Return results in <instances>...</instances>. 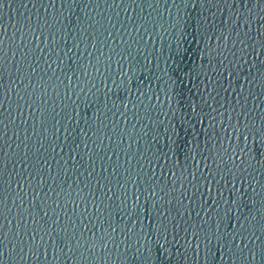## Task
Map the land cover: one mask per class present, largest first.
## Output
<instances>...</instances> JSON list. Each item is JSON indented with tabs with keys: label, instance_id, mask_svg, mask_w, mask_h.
I'll list each match as a JSON object with an SVG mask.
<instances>
[{
	"label": "water",
	"instance_id": "95a60500",
	"mask_svg": "<svg viewBox=\"0 0 264 264\" xmlns=\"http://www.w3.org/2000/svg\"><path fill=\"white\" fill-rule=\"evenodd\" d=\"M0 264H264V0H0Z\"/></svg>",
	"mask_w": 264,
	"mask_h": 264
}]
</instances>
